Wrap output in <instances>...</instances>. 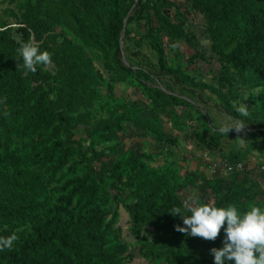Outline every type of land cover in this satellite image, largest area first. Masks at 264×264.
Returning a JSON list of instances; mask_svg holds the SVG:
<instances>
[{
	"label": "trees",
	"instance_id": "16d2710c",
	"mask_svg": "<svg viewBox=\"0 0 264 264\" xmlns=\"http://www.w3.org/2000/svg\"><path fill=\"white\" fill-rule=\"evenodd\" d=\"M184 3L204 18L218 64L213 84L170 63L163 38L182 41L200 56L186 30L188 12L175 1L0 0V7L12 6L0 13V237H19L11 250L0 251V264H131L135 251L149 264H213L210 249L223 246V229L215 241L175 231L184 225L172 209L190 215L183 191L203 187L210 194L198 204L235 205L240 213L264 198V184L248 173L242 180L235 173L227 179L181 175L171 164L150 166L152 156L137 148L100 163L134 138L175 145L164 120L175 130L192 121L176 109L192 106L188 100L197 90L214 94L227 115L248 126L241 136L264 140V0ZM130 24L143 33L136 46L145 41L154 51L157 73L123 63L121 37L129 39ZM21 41L49 52L51 64L25 75ZM87 51L99 54L104 70ZM159 75L182 92L148 84ZM116 83L135 88L148 106L115 97ZM240 91L253 105L247 117L233 107L240 105ZM199 118L204 128L194 131L196 140L218 149V139L231 134L209 126L202 113ZM245 159L233 154L227 162ZM119 208L129 217L131 240L122 237Z\"/></svg>",
	"mask_w": 264,
	"mask_h": 264
},
{
	"label": "rangeland",
	"instance_id": "374dc122",
	"mask_svg": "<svg viewBox=\"0 0 264 264\" xmlns=\"http://www.w3.org/2000/svg\"><path fill=\"white\" fill-rule=\"evenodd\" d=\"M177 2L181 11L188 12L186 30L194 35V42L196 43V49L200 52L199 57H193L194 50L186 45L184 42H172L167 38H163L162 41L168 51L170 63H177L184 71L190 75L195 76L199 82L213 84V78L217 76L218 64L215 61V56L210 51V41L205 33L204 18L199 12L192 9L190 5L184 3V0H171ZM12 6L7 4L0 7V13L3 9H9ZM186 21L183 18H179ZM7 21H11L9 18ZM130 31L129 39L124 40V36L121 37V48L123 50L121 59L124 64L131 65L134 69L146 68L147 65L151 66L150 70L153 73H157V59L154 51H152L145 41L141 43L139 47L136 46L135 40L142 37L143 33L140 28L135 24H130L128 27ZM87 55L90 56L96 64L98 69L104 70L101 58L96 52L87 51ZM173 65V64H172ZM105 77H108L106 74ZM151 86H157L165 92L173 91L175 94H180L182 88L175 83V81L168 76L159 75V79H154V83H148ZM102 95H106V89L102 88ZM257 90L254 91V93ZM196 95L188 100L192 106L177 108V113L185 121V117H191L192 121H188L185 127L177 130L173 129L170 124L164 120L163 130L170 135V137H176L175 145H161L158 146L150 139L134 138L125 142L116 152L115 155L110 154L103 156L100 159L101 164H107L113 161L117 155L123 154L129 148H137L139 152H145L152 156L150 166L160 167L164 165L173 166L181 175L188 172L196 171L200 176L206 179L224 178L227 179L230 173L225 172L220 165L227 162V159L233 154L245 155L246 159L243 163V168L240 171L234 172L242 180L243 173H248L249 178L252 181H256L260 186L264 184V140L253 139L241 136L240 133L235 131H229L231 134L228 137H222L218 139L217 148H205L198 143L194 135V131L202 130L199 114L202 113L206 117V122L209 126L219 129L223 124H232L236 119L227 115L218 106L217 99L214 94L204 90L196 91ZM114 95L117 98L128 97L135 100L139 106L146 107L148 103L141 97L139 92L127 83L114 84ZM241 98L239 104L244 103L249 110L253 109V105L248 100L247 92L240 91ZM183 98L186 99L185 96ZM249 129L245 124L244 130ZM77 138L79 131H76ZM210 133H207L206 138L209 139ZM247 185L250 182H246ZM207 189L201 187L200 190H184L181 194V198L184 205L198 204L200 200L203 202L209 195ZM264 210V198L258 197L253 204ZM187 207V206H186ZM119 226L122 229V237L131 240L129 217L127 213L119 208ZM134 253V260L131 264H149L146 260L141 258L137 251Z\"/></svg>",
	"mask_w": 264,
	"mask_h": 264
},
{
	"label": "clouds",
	"instance_id": "9594fccd",
	"mask_svg": "<svg viewBox=\"0 0 264 264\" xmlns=\"http://www.w3.org/2000/svg\"><path fill=\"white\" fill-rule=\"evenodd\" d=\"M18 55L22 58L24 74L35 73L38 65L48 66L52 57L47 51H40L31 41L19 42ZM234 110L243 117L249 115L248 107L233 102ZM245 128L242 120L232 124H223L218 131L226 135L229 131L240 133ZM190 215L182 216L180 208H173V216H180L184 227L174 226L175 231L186 236L198 237L205 241H215L223 229V246L210 249L213 264H264V210L250 206L240 213L235 205L216 207L211 204L186 205ZM19 239L13 232L7 237H0V251L11 250Z\"/></svg>",
	"mask_w": 264,
	"mask_h": 264
},
{
	"label": "built area",
	"instance_id": "2783aa9c",
	"mask_svg": "<svg viewBox=\"0 0 264 264\" xmlns=\"http://www.w3.org/2000/svg\"><path fill=\"white\" fill-rule=\"evenodd\" d=\"M221 167L225 172H228L230 174L234 173V172H238L243 168V163L242 162H238L235 164L232 163H224L222 165H220V163L218 164V167Z\"/></svg>",
	"mask_w": 264,
	"mask_h": 264
}]
</instances>
